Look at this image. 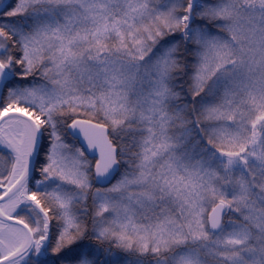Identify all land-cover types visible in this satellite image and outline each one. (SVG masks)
<instances>
[{"label":"snow or ice","instance_id":"snow-or-ice-1","mask_svg":"<svg viewBox=\"0 0 264 264\" xmlns=\"http://www.w3.org/2000/svg\"><path fill=\"white\" fill-rule=\"evenodd\" d=\"M0 264H264V0H0Z\"/></svg>","mask_w":264,"mask_h":264},{"label":"water","instance_id":"water-1","mask_svg":"<svg viewBox=\"0 0 264 264\" xmlns=\"http://www.w3.org/2000/svg\"><path fill=\"white\" fill-rule=\"evenodd\" d=\"M72 138H73V137H72ZM77 142H78L79 146L82 147L81 142H79V141H77ZM93 152H96V150L89 149L87 152H85V155L88 156L90 159H92V156L90 155V153H93ZM97 155H98V154H97ZM30 185H31V183H30ZM30 185H29V187H30ZM96 186H99V185H96ZM8 223H10V224H15V220H13V221H9ZM21 227H22V226H21Z\"/></svg>","mask_w":264,"mask_h":264},{"label":"rangeland","instance_id":"rangeland-1","mask_svg":"<svg viewBox=\"0 0 264 264\" xmlns=\"http://www.w3.org/2000/svg\"><path fill=\"white\" fill-rule=\"evenodd\" d=\"M8 2H11V0H8ZM69 141V140H68ZM73 141V140H72ZM72 141H69V142H72ZM76 145L78 146V147H80L79 145H78V143L76 142ZM31 188H32V186H31ZM114 251H119V250H115L114 249ZM132 259H135V257H132Z\"/></svg>","mask_w":264,"mask_h":264},{"label":"trees","instance_id":"trees-1","mask_svg":"<svg viewBox=\"0 0 264 264\" xmlns=\"http://www.w3.org/2000/svg\"><path fill=\"white\" fill-rule=\"evenodd\" d=\"M66 139L69 140V141H72V138H70L69 135L66 137ZM31 186H32V184H31Z\"/></svg>","mask_w":264,"mask_h":264}]
</instances>
